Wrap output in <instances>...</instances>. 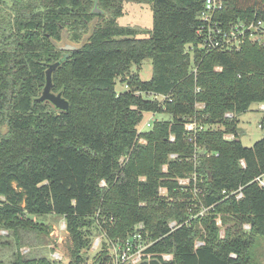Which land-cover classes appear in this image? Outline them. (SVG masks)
<instances>
[{
	"label": "trees",
	"instance_id": "trees-1",
	"mask_svg": "<svg viewBox=\"0 0 264 264\" xmlns=\"http://www.w3.org/2000/svg\"><path fill=\"white\" fill-rule=\"evenodd\" d=\"M125 1L151 4L148 37L116 22ZM201 10L202 0H0V264H86L102 233V248L87 262L101 264L107 239L124 238L138 222L155 241L137 264H254L250 249L264 236V186L253 181L264 173V137L244 146L237 126L252 103L264 102V42L237 51L198 48ZM254 13L264 14V0H227L221 17L234 22ZM64 31L73 43L85 40L63 50L56 43ZM145 58L147 80L131 70ZM60 59L51 89L62 92L68 110L37 100L48 64ZM117 79L127 88L117 91ZM146 112L169 118L137 134ZM200 113L206 129L195 140L204 153L195 162L183 123ZM193 173L202 179L203 215H194L198 204L190 210L193 193L178 182ZM241 185V198L227 196ZM41 214L64 218L67 261L49 256L54 247L43 239L51 227L31 216Z\"/></svg>",
	"mask_w": 264,
	"mask_h": 264
},
{
	"label": "built area",
	"instance_id": "built-area-1",
	"mask_svg": "<svg viewBox=\"0 0 264 264\" xmlns=\"http://www.w3.org/2000/svg\"><path fill=\"white\" fill-rule=\"evenodd\" d=\"M227 0H202V10L198 14V18L201 21L200 26L196 30V34L199 36L200 41L198 43V48L202 50H218V51H237L242 48V46L246 42H264V14L257 15L253 14L251 18L241 19L237 18L234 22L228 21L227 19H223L221 17V13H223L226 8ZM192 49L193 47H189ZM215 69L220 70V67H216ZM197 67L193 65L192 71L194 75H196ZM127 88V84L125 83V89ZM124 90V89H123ZM146 94V93H142ZM150 95V96H149ZM147 97L156 100H166L168 98L171 101V97H168L159 93H148ZM196 108L202 109L204 107V103H196ZM165 108V107H164ZM258 109L264 111V102H259ZM150 113L149 119L146 120L145 126L147 130L150 129L154 122L160 120L156 119V113ZM226 116L231 117L233 114L227 112ZM207 117L206 114H194L189 118H186L184 121V129L187 132L188 140L191 141L194 145V154L191 157L195 162L197 159V151H201L204 153V149L196 143L195 137L201 131L206 129V125L201 123L200 118ZM142 121V120H141ZM258 126L262 128L261 122H259ZM142 130H137V134L140 132H144ZM224 139H234L236 136L234 133H224ZM136 140L140 143H145V139L143 137L137 136ZM170 140L173 141V135H170ZM200 148V149H198ZM201 153V152H200ZM209 155V154H207ZM176 154L171 153L169 155L170 158H176ZM240 164L245 166V162L243 159H240ZM165 165L163 169L165 170ZM192 179L194 181L193 187L199 193L203 191L201 186L198 185V180L202 179L197 176L196 173H193L190 177H181L178 178V182L184 186L185 182L188 183L189 180ZM187 180V181H186ZM253 181H257L259 185L264 186V173L256 176ZM100 186H105V181H100ZM243 185L239 186L237 189L230 191L227 196L234 195L236 199L241 198L243 196ZM183 188V187H182ZM160 192H164V188H159ZM201 203V202H200ZM199 203V204H200ZM208 208L204 207L202 204L198 211L197 215H203ZM216 223L220 225V219L216 220ZM169 227L174 229L177 227L175 221L169 222ZM244 228H249V224H243ZM49 235L59 244H61L65 239L69 238V233L66 228V223L64 218L60 221L58 225H54L50 230ZM220 236H223V230H220ZM155 239L152 238L150 232L145 228L142 222L136 223L133 228L127 233V235L122 239H107L105 259L101 264H137L144 257H150V254L146 252V250L154 243ZM102 241L99 237L95 238L92 242L94 249H98L97 252L102 248ZM202 244L201 241H196L195 245L198 246ZM50 257L54 260H62L63 256L56 250L50 251ZM232 257H235V254H230ZM104 258V257H103ZM162 258L165 260H169L172 258V255L169 253L162 254Z\"/></svg>",
	"mask_w": 264,
	"mask_h": 264
},
{
	"label": "rangeland",
	"instance_id": "rangeland-1",
	"mask_svg": "<svg viewBox=\"0 0 264 264\" xmlns=\"http://www.w3.org/2000/svg\"><path fill=\"white\" fill-rule=\"evenodd\" d=\"M116 22L122 26L132 27L136 29L137 30L136 37H148L152 29L151 4L147 2L125 1L123 3V12L120 16L116 18ZM91 28L92 26L90 24V29ZM81 41L79 43H81ZM66 43H73V42H71L68 39L67 33L64 31V33L62 34V39L58 41L56 45L62 46ZM79 43H73V44H79ZM131 70L137 71L141 79L143 80L149 79L152 73L151 59L150 58L143 59L139 68L133 65L131 67ZM123 89H125V81H121L117 79L116 90L121 91ZM258 105H259L258 102L252 103L246 111L242 112L238 116L239 118V123L237 126L238 139L241 141V143L244 146H251L254 142L264 137V127L260 128L258 126L259 122L262 119L264 111L258 109ZM149 117H150V113L147 112L144 113L142 121L137 125V130L140 129L142 130V128L144 130H147V127L145 126V122L147 119H149ZM153 117L156 119L169 118V116L166 113H156L155 116ZM213 127L217 128L219 127V125H214ZM200 152H202V150ZM190 176L191 174L186 177H190ZM186 184L187 183L185 182L182 190L193 193L192 197H189L187 199V203L189 202L191 204L190 210H192L193 206H196L197 204L199 209V205H200L199 192L196 189H194V187L191 188L186 187L185 186ZM197 212L198 211H196L194 215H196ZM31 216L34 217L36 220L43 222L48 227H51V229L53 228L54 225H58L60 221L63 219V217L55 214H41V215H31ZM97 237H99L101 241L105 239L102 233L97 234L95 238ZM43 240H44L43 244H45V247H47V249L54 247L53 250L58 251L63 256L62 259L63 261L68 260L69 246L71 245L70 237L65 239V241H63L61 244L57 243L50 235L44 237ZM97 250L98 249H94V246L92 244L90 249L87 251L88 259L86 261V264L87 262L90 263L93 261V256L97 252ZM41 253H45V250L42 249ZM250 255L252 256V261L254 264H264V236L256 237L255 243L250 249Z\"/></svg>",
	"mask_w": 264,
	"mask_h": 264
},
{
	"label": "water",
	"instance_id": "water-1",
	"mask_svg": "<svg viewBox=\"0 0 264 264\" xmlns=\"http://www.w3.org/2000/svg\"><path fill=\"white\" fill-rule=\"evenodd\" d=\"M93 12L99 13L101 10L97 7V4H94L93 7ZM85 37L83 38V40L81 41V43L79 44H73V43H66L64 45H59L58 47H60L63 50H73L76 49L78 47H80L82 45V43L84 42ZM62 59L53 62V63H49L48 67L46 69V82L45 85L43 87V90L40 94V96L37 98V100L39 101H48L50 102L55 108L59 109V110H68L69 108V102L68 100L62 95V92H53L51 89L52 86V80H51V74L53 72V70L60 65ZM202 153V152H201Z\"/></svg>",
	"mask_w": 264,
	"mask_h": 264
},
{
	"label": "crops",
	"instance_id": "crops-1",
	"mask_svg": "<svg viewBox=\"0 0 264 264\" xmlns=\"http://www.w3.org/2000/svg\"><path fill=\"white\" fill-rule=\"evenodd\" d=\"M1 233H6V231L2 230ZM27 250H28L27 247L22 248V251H23V252H26Z\"/></svg>",
	"mask_w": 264,
	"mask_h": 264
}]
</instances>
